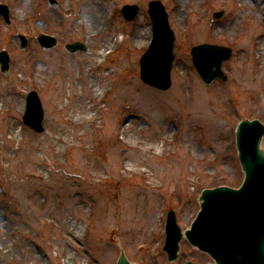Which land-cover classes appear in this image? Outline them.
I'll return each instance as SVG.
<instances>
[{
	"label": "rangeland",
	"instance_id": "374dc122",
	"mask_svg": "<svg viewBox=\"0 0 264 264\" xmlns=\"http://www.w3.org/2000/svg\"><path fill=\"white\" fill-rule=\"evenodd\" d=\"M30 1L0 0L9 9L8 25L0 16V51L9 56V72L0 71V81L23 102L22 111H0V264H116L121 254L131 264H215L184 237L176 261L168 263L165 215L174 211L184 232L203 189L242 183L235 127L244 119L264 124V62L255 53L264 28L254 27L253 7L264 0H159L175 36L166 92L139 79L138 61L152 38L147 8L153 0H56L57 8L48 0ZM84 2L95 10L88 31L98 29L97 35L87 34L81 21L78 6ZM125 4L139 8L131 22L121 15ZM221 10L225 15L211 22ZM25 11L35 29L21 20ZM142 24L149 38L140 44L132 35ZM42 34L55 37L57 46L40 47L36 38ZM20 36L28 42L23 50ZM103 39L111 42L108 49ZM73 42L88 51L69 53L65 45ZM202 43L232 49L222 65L226 83L206 87L201 81L190 49ZM35 65L41 73L32 79ZM89 82L105 91L86 94ZM30 91L43 109L41 134L22 121ZM74 97L94 106L92 123L70 117ZM57 132L68 143L57 140ZM136 144L152 148L128 158ZM1 151L18 159L9 163ZM21 152L29 153L24 165ZM125 166L133 171L124 175ZM146 214L154 215L153 224L142 223ZM64 225L73 231L68 238Z\"/></svg>",
	"mask_w": 264,
	"mask_h": 264
},
{
	"label": "water",
	"instance_id": "95a60500",
	"mask_svg": "<svg viewBox=\"0 0 264 264\" xmlns=\"http://www.w3.org/2000/svg\"><path fill=\"white\" fill-rule=\"evenodd\" d=\"M49 1L53 7L56 6L54 0ZM137 11V7L126 6L123 14L126 19L132 20ZM149 13L154 27V40L140 60V77L145 84L167 90L171 85L174 37L159 2L150 3ZM0 14L8 22L6 7L0 6ZM222 15L221 12L214 17L219 18ZM38 41L46 48H51L56 43L55 39L47 36H40ZM25 46L26 42L23 40L22 48ZM66 48L71 52L85 50L84 45L80 43L67 45ZM191 53L193 64L207 86L218 77L226 81L220 67L223 61L230 58L229 49L201 45L193 48ZM0 63L1 71L7 74L9 59L5 52L0 53ZM28 102L31 112L28 111L24 116V123L41 133L43 113L34 92L30 93ZM263 135L264 126L258 121H244L239 124L236 141L239 160L245 173L243 185L238 190L219 187L201 191L200 212L191 230L185 232L188 241L208 253L216 264H264V153L259 149ZM198 202L200 203L199 200ZM181 237L174 213L170 211L167 214L166 241L163 248L169 262L177 258ZM117 264L128 262L121 255Z\"/></svg>",
	"mask_w": 264,
	"mask_h": 264
},
{
	"label": "bare ground",
	"instance_id": "6f19581e",
	"mask_svg": "<svg viewBox=\"0 0 264 264\" xmlns=\"http://www.w3.org/2000/svg\"><path fill=\"white\" fill-rule=\"evenodd\" d=\"M252 1V0H250ZM32 1L30 0H27V4H31ZM177 3L178 5H183V0H177ZM250 6V5H249ZM255 11L257 12V22L255 23L254 27L256 28L257 26H263L264 28V5L262 4H257V3H254L253 5ZM94 8L93 6L91 5V2H84L83 4H80L78 6V13H80L82 15V20L83 23H87L86 26H88L86 29L87 34L89 35H97L98 33H100L98 31V29L96 31H88L89 27H91L92 25V22H90V19H91V14L94 12ZM181 7L178 6L175 10V14L177 16V18L180 16L181 14ZM263 14V15H262ZM31 18L32 16L29 15V12L25 11V13L22 15L21 17V20L23 22H29L30 25L35 29V25L34 23H32L31 21ZM254 29H252L251 31H253ZM147 28L142 24V25H139V27L137 28L136 31L133 32V35H132V39L136 42V43H140L141 44V41L142 40H145V42L148 40L149 38V33L147 32ZM0 38H1V34H0ZM258 39V40H257ZM256 42H257V46H256V49H255V53L256 55L258 56V58H261L264 62V33L261 34L260 36H258ZM8 44L10 45V39L7 40ZM111 45V42H109L107 39H103L102 41V47H106V49H108ZM108 46V47H107ZM101 52H98L97 56L93 58V60H97L98 57L100 56ZM32 74H33V78H36L38 77V75L41 73L38 68L37 65L33 66L32 69ZM99 84L102 85V82H101V79L99 78ZM89 88L85 89V92L86 94H89L91 95L92 92V89H95V92L96 94H98L99 92H104L105 91V87L102 86V88H98V86L96 84H92L91 82H89V85H88ZM98 92V93H97ZM261 93L262 95H264V87H262L261 89ZM73 103L75 105V108L73 109L74 112L71 113L70 117H73L76 119V121L78 123H86V122H93L95 120V117L94 115L92 114V111H94V106L93 105H88V102L86 101H83L82 102V99L81 97H74L73 98ZM14 108L15 111H22L23 110V102L21 99H19L17 97V95H14L12 92H11V85L8 83V82H1L0 81V111H3L5 110V108ZM142 109L144 110H147L146 108H144L142 106ZM71 129V128H70ZM126 132V130H124ZM60 135H61V132H57V136H56V139L59 140L60 142H63L62 139H60ZM12 140L15 141L16 139V135L13 134L11 135L10 137ZM63 143H68V141H64ZM41 148V147H40ZM55 148V147H54ZM150 146H147V145H138L136 144L135 146H133L131 149L134 151L133 154H127V157L128 158H134L136 155L140 156L144 153H147L149 150H150ZM44 149L41 148V151H43ZM53 150V149H51ZM54 151V155L55 156H59L60 155V151L58 149H55L53 150ZM2 153V157L3 159L7 160L9 163H12L15 159L17 160V155H12V156H8L7 154H3V151H1ZM29 155L28 152H21V155L19 154L20 156V159H21V156H22V163L23 165L26 164L25 162V159L27 158V156ZM41 168L37 169V176H40V173L41 172ZM133 170L132 169H127V166L124 167V175H126L127 173L129 172H132ZM147 175V174H146ZM155 186V184H153V187ZM142 219V223L144 225H147V224H153L155 222V217L153 214H146V215H143L141 217ZM65 227V231L64 233L66 234L67 238L69 236H71L72 232L71 230L67 229L66 225H64ZM65 236L63 235V238ZM3 241V238L0 237V242ZM3 254V251L2 249H0V255Z\"/></svg>",
	"mask_w": 264,
	"mask_h": 264
}]
</instances>
